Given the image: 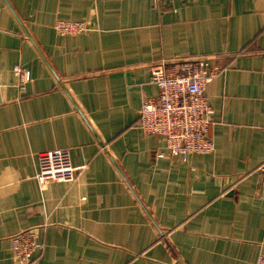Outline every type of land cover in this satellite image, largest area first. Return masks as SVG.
<instances>
[{"label":"crops","instance_id":"obj_1","mask_svg":"<svg viewBox=\"0 0 264 264\" xmlns=\"http://www.w3.org/2000/svg\"><path fill=\"white\" fill-rule=\"evenodd\" d=\"M57 19L89 28L60 35ZM189 60L221 70L213 150L183 160L138 115L149 67ZM60 148L84 168L39 183V153ZM263 160L264 0H0V264L30 228L31 264H255Z\"/></svg>","mask_w":264,"mask_h":264},{"label":"built area","instance_id":"obj_2","mask_svg":"<svg viewBox=\"0 0 264 264\" xmlns=\"http://www.w3.org/2000/svg\"><path fill=\"white\" fill-rule=\"evenodd\" d=\"M162 1V0H155ZM54 30L60 35H75L88 30V25L80 20L57 19ZM221 69L212 65L206 70L201 61L159 62L149 67V82L155 85L157 94L142 100L138 122L141 130L150 135L160 136L169 155L186 159L191 154H207L213 150L209 124L212 109L205 88L210 78ZM18 87L23 90L30 73L15 66ZM162 152L157 157H162ZM81 167L71 163L66 148L44 151L38 155L36 179L39 183L47 181H75ZM256 170L264 181V160ZM11 250L14 264H31L32 256L42 245L36 240V229H24L11 236ZM255 264H264V255L259 254Z\"/></svg>","mask_w":264,"mask_h":264}]
</instances>
